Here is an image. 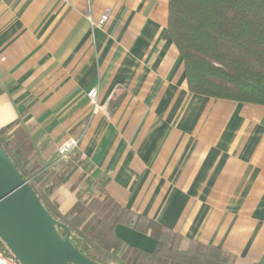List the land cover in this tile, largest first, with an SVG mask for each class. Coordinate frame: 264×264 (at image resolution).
Masks as SVG:
<instances>
[{
  "label": "crops",
  "instance_id": "obj_1",
  "mask_svg": "<svg viewBox=\"0 0 264 264\" xmlns=\"http://www.w3.org/2000/svg\"><path fill=\"white\" fill-rule=\"evenodd\" d=\"M167 13V0H0V130H21L42 169L79 138L82 159L48 188L62 214L102 189L180 233L181 248L196 240L264 264V106L189 92Z\"/></svg>",
  "mask_w": 264,
  "mask_h": 264
},
{
  "label": "trees",
  "instance_id": "obj_2",
  "mask_svg": "<svg viewBox=\"0 0 264 264\" xmlns=\"http://www.w3.org/2000/svg\"><path fill=\"white\" fill-rule=\"evenodd\" d=\"M167 9L164 36L181 56L188 91L264 106V0H167ZM10 127L0 130L1 150L86 257L101 264H237L221 248L196 240L181 248L180 233L135 214L102 189L62 214L48 194L57 173L42 169L24 133L16 128L9 134ZM118 224L153 238L154 250L121 240Z\"/></svg>",
  "mask_w": 264,
  "mask_h": 264
},
{
  "label": "water",
  "instance_id": "obj_3",
  "mask_svg": "<svg viewBox=\"0 0 264 264\" xmlns=\"http://www.w3.org/2000/svg\"><path fill=\"white\" fill-rule=\"evenodd\" d=\"M0 241L19 264H101L73 245L1 148Z\"/></svg>",
  "mask_w": 264,
  "mask_h": 264
},
{
  "label": "built area",
  "instance_id": "obj_4",
  "mask_svg": "<svg viewBox=\"0 0 264 264\" xmlns=\"http://www.w3.org/2000/svg\"><path fill=\"white\" fill-rule=\"evenodd\" d=\"M108 18V13H103L98 21L97 25L103 24ZM87 20L90 25H94L93 20L90 15L87 16ZM87 97L90 104L93 107L97 106V91L96 88H92L87 92ZM78 142L79 138L71 137L64 140L58 147L56 152L55 161L50 166V170H57L59 167L66 165L72 159H82L78 152ZM0 264H19V262L13 257L12 254L6 252V250L0 246Z\"/></svg>",
  "mask_w": 264,
  "mask_h": 264
}]
</instances>
